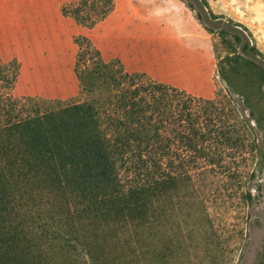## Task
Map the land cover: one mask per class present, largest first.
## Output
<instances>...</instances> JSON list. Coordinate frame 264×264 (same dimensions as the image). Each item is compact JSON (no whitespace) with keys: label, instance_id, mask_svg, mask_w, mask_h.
<instances>
[{"label":"trees","instance_id":"obj_1","mask_svg":"<svg viewBox=\"0 0 264 264\" xmlns=\"http://www.w3.org/2000/svg\"><path fill=\"white\" fill-rule=\"evenodd\" d=\"M113 7L78 0L64 16L92 27ZM218 37L226 89L213 98L125 71L86 37L74 38L80 101L12 98L18 65L0 61V264H116L105 256L110 231L152 228L155 203L193 186V173L263 160L264 53L229 19Z\"/></svg>","mask_w":264,"mask_h":264},{"label":"rangeland","instance_id":"obj_2","mask_svg":"<svg viewBox=\"0 0 264 264\" xmlns=\"http://www.w3.org/2000/svg\"><path fill=\"white\" fill-rule=\"evenodd\" d=\"M77 2L0 0V61L18 65L12 98L82 100L74 74L78 36L89 39L104 60L119 59L125 71L203 98L226 89L217 73L218 30L226 19L246 27L264 53V0H113L112 11L92 27L64 16ZM237 109L247 116L242 103ZM255 136L264 149L256 129ZM236 157L226 160L225 174L193 173V186L155 203L152 228L110 231L108 262L264 264V158ZM247 193L251 200L244 199Z\"/></svg>","mask_w":264,"mask_h":264},{"label":"crops","instance_id":"obj_3","mask_svg":"<svg viewBox=\"0 0 264 264\" xmlns=\"http://www.w3.org/2000/svg\"><path fill=\"white\" fill-rule=\"evenodd\" d=\"M217 11H218V9H217ZM130 49H131L132 51H135V49H133V47H130Z\"/></svg>","mask_w":264,"mask_h":264}]
</instances>
